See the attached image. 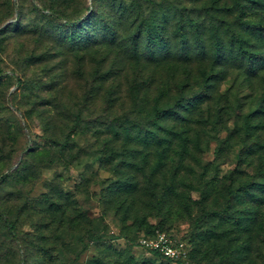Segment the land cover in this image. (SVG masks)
Instances as JSON below:
<instances>
[{
	"label": "rangeland",
	"instance_id": "obj_1",
	"mask_svg": "<svg viewBox=\"0 0 264 264\" xmlns=\"http://www.w3.org/2000/svg\"><path fill=\"white\" fill-rule=\"evenodd\" d=\"M50 1L83 20L0 0V209L18 236L0 216V264H237L250 237L246 257L264 264V0H152L138 36L131 0ZM195 93L173 105L184 122L153 119L157 98ZM166 125L186 141L157 144ZM159 233L186 258L139 243Z\"/></svg>",
	"mask_w": 264,
	"mask_h": 264
},
{
	"label": "trees",
	"instance_id": "obj_2",
	"mask_svg": "<svg viewBox=\"0 0 264 264\" xmlns=\"http://www.w3.org/2000/svg\"><path fill=\"white\" fill-rule=\"evenodd\" d=\"M41 3H40V6L37 7L38 9H46V13H48V15L51 17V19L53 20H63L66 24L68 25H75L78 23V21L80 20H83L82 18L78 19V18H74V19H71V18H67L66 16H63V15H60L56 9L53 7V4L51 3L50 0H40ZM144 3H148V4H151L152 3V0H131V5H133L132 7H129L127 8L126 12H130L132 19H130L128 16L125 17V21L128 19L130 20V23H129V28L132 27V28H135V24H136V11L138 9V6L140 7V5L144 4ZM37 6V5H36ZM137 6V7H136ZM116 12V11H115ZM230 14H231V10H229ZM127 20V21H128ZM224 26H225V29L227 28L226 25H225V21H224ZM143 31V25L141 23H139L137 26H136V29L133 33V35H141ZM253 31H255L254 33H257V34H262L263 31H264V28L263 26L260 24V23H254L253 24ZM196 38L198 40H201L202 38V35L200 34H196ZM223 36L221 35V28H216V67L217 68H221L223 67L224 65L222 63H218L219 62V58H221V53H222V50H221V45L220 43L222 42V39ZM230 38L231 39H234V42L236 44V47H237V50H239L240 52H243L244 54H242L243 56H246V55H250L252 58L253 57H256L258 56V48L257 47H253L252 49H250L249 47L251 45H247V40L249 42V39L247 37H245L244 35H242L241 33H237V31H232L231 32V35H230ZM247 61H248V57H247ZM246 66H250V64H245ZM243 68V67H242ZM201 76H202V79H206L207 78V75H206V72L203 71L201 73ZM146 86V83H140V82H135L133 87H135V89H137V93L141 91L142 87H145ZM201 95L199 93H195L191 96H188L187 98H184L183 99V95L179 98H177L175 100V102L173 104H170L168 105V107H164L162 105L161 102H163V99L161 100V98H157L155 100V106H154V110H153V113H152V117L153 119L155 120H159L161 119L162 117H166L165 116V113L167 112H170L171 114H174V116L177 118H180V121L181 122H184L186 120V118L184 119L182 116L181 113H179L177 110H175V107L173 108V105L175 103H177L175 106L178 108V106L180 107H186L188 105H190L192 103V101L198 97H200ZM161 100V101H160ZM264 115H262L260 117V115H255L253 118L258 119V118H263ZM79 115H75V125L76 123L79 121ZM255 124V123H254ZM256 125V124H255ZM248 126V124H247ZM167 125L162 129V130H159V131H156V133L154 132V140L156 141L157 144H161L162 141H169L170 144L173 142L172 139H171V135L172 134H177V139L178 141H186V139L188 138L187 135H186V132H178L177 130L175 129H167L166 128ZM165 130V131H163ZM169 130V131H168ZM167 146L169 147V145L167 144ZM136 182V181H134ZM244 187V189H246L248 187V184H243L242 185ZM246 210H249V209H246ZM248 214V213H247ZM0 216L3 218V221H4V225L6 227V230L8 233L11 234V236L14 238V239H17L18 236H17V232H16V226H15V223L9 218L6 216L5 212L2 211L0 209ZM246 231V229H243ZM201 238V237H200ZM253 240H255V238H249V243L248 245H244L245 247L242 248V249H247V252H239L238 251V259L241 258L240 260L237 261V264H240L241 262H245L247 260L248 264H256L253 259L249 260L246 253H248V250L251 249V245L252 243L254 242ZM155 255H160L162 256L159 252L157 251H152ZM186 258V257H185ZM185 258H180V259H177V260H183ZM25 263V259L23 256L20 257V264H24ZM258 264V263H257Z\"/></svg>",
	"mask_w": 264,
	"mask_h": 264
},
{
	"label": "built area",
	"instance_id": "obj_3",
	"mask_svg": "<svg viewBox=\"0 0 264 264\" xmlns=\"http://www.w3.org/2000/svg\"><path fill=\"white\" fill-rule=\"evenodd\" d=\"M139 243L150 251H157L168 259H180L187 256V250L183 242L174 241L164 233L156 236L142 237Z\"/></svg>",
	"mask_w": 264,
	"mask_h": 264
}]
</instances>
